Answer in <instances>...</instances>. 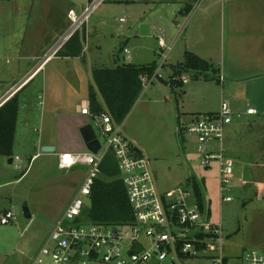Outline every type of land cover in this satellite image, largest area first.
<instances>
[{
  "label": "rangeland",
  "instance_id": "374dc122",
  "mask_svg": "<svg viewBox=\"0 0 264 264\" xmlns=\"http://www.w3.org/2000/svg\"><path fill=\"white\" fill-rule=\"evenodd\" d=\"M182 7V2L109 0L103 3L90 16L86 26L91 53L86 57L89 60L93 56L95 64L107 68L153 61H157L159 67L163 51L158 46V38L162 36L168 45L178 38L166 65L158 72L162 79H157L148 88L143 87L123 121L125 134L150 160L161 194L186 188L192 179L202 185L213 220L223 222L227 255L237 256L248 251L264 255V80L235 82L238 78L230 76L221 81L224 83H218L216 80L220 76L210 71L205 74V80L182 76V80H187L184 88L174 89L170 85L174 73L172 66L178 65L179 59L183 60L184 42L195 28L192 22L197 15L195 10L189 17L180 15ZM54 8L52 0H0V95L21 81L13 82V74L8 71L16 72L13 68L17 61L9 58L10 62L6 64L5 57H14L24 43V50L32 54L37 42L50 35V29L45 27L53 26L58 15ZM16 10L19 14L14 13ZM142 25H150L152 32L142 35ZM184 26L186 29L183 30ZM204 33L205 38L208 35V39L219 44L224 42V34H227L219 25ZM18 42L24 43H19L18 47ZM122 48L131 52V62ZM38 78L41 74L36 80ZM189 85L192 86L187 89ZM33 90L29 87L20 95L23 99L28 98L27 93H33ZM221 98L228 100L233 110V121L226 128V143L235 164L234 200L222 205L218 164L212 162V170L206 171L201 164L195 136L183 132L195 117L216 111ZM249 108L255 109L257 114L247 115ZM37 111L41 113V108ZM39 130V125L32 127L35 138L39 137ZM96 133L106 149L107 140L98 128ZM13 160L10 164L8 158L0 157V214L11 211L16 216L11 224H0V264H31L81 187L80 178L90 169L60 171L53 158L31 160L20 149L14 151ZM24 207L29 208L30 219L24 216ZM184 263L207 264L200 261Z\"/></svg>",
  "mask_w": 264,
  "mask_h": 264
},
{
  "label": "built area",
  "instance_id": "2783aa9c",
  "mask_svg": "<svg viewBox=\"0 0 264 264\" xmlns=\"http://www.w3.org/2000/svg\"><path fill=\"white\" fill-rule=\"evenodd\" d=\"M106 1L79 0L80 9L69 12V29L40 60L27 78L28 81L17 84L0 100V108L28 85L41 71V66L60 52ZM177 40L168 45L162 36L158 38L163 59L152 77L141 76L143 87L148 88L157 79H162L158 72L166 65ZM124 53L131 62V52L125 48ZM44 104V94H41L39 105L42 107ZM246 113L257 114L253 108H249ZM81 114L92 116L90 102L82 108ZM95 118L101 121L99 131L107 140V148L103 149L98 136L101 148L97 154L87 151L58 155L57 167L60 171L68 172L76 166H85L90 170L62 219L31 264H185V261L264 264V255L257 251L227 255L223 222L213 220L211 205L206 202L205 196L204 204L201 205L192 186L188 185L161 194L150 160L144 151L142 155L136 152L138 145L125 134L123 123L115 122L106 109ZM232 121L231 105L223 99L218 112L195 117L183 130L195 136L201 164L206 171L212 170V162L218 164L221 205L234 200L232 184L235 164L228 154L226 143V128ZM110 152L114 153L117 160L119 178L125 185L134 217L129 223L121 225L95 224L84 215L95 181L100 176L101 165ZM15 159L20 160L19 157ZM15 220L16 216L11 211L0 214L2 225Z\"/></svg>",
  "mask_w": 264,
  "mask_h": 264
},
{
  "label": "crops",
  "instance_id": "0c3cea01",
  "mask_svg": "<svg viewBox=\"0 0 264 264\" xmlns=\"http://www.w3.org/2000/svg\"><path fill=\"white\" fill-rule=\"evenodd\" d=\"M135 1L146 3L182 2L183 7L180 9L179 14L185 17H189L194 10L196 11L197 15L192 22L195 28L188 35L187 41L184 42L182 50L184 52V54L182 52L183 60L179 59L178 65L172 66L174 73L176 72V67L181 66L185 61L186 53L190 52L212 64L213 68L218 70L217 74L220 76V83H224L221 82V78L225 81L230 76L238 78L235 82L264 80V0H199L196 3L191 0L176 2H167L165 0ZM52 2L56 6L54 10L58 12V15L54 19L53 26L50 24V27H45L50 29V35L43 39L42 42L39 40L38 44L36 43L37 45L34 47L32 54H28L24 50V46L26 45L24 42H18V47L19 43H24L22 44V49H19L14 57H5L7 58L6 64H9V58L17 61L16 66L13 68L16 72L11 69L8 70L13 74V82L21 80V83L27 80L37 64L40 63V60L59 42L64 33H66V30L69 29L71 24L69 12L79 10L81 4L79 0H52ZM187 4L193 6L192 10L188 14H183L182 11ZM14 13L19 14V10H16ZM46 13L45 10L43 14L45 15ZM2 14L4 13L2 12ZM39 22L41 23L40 17ZM87 25L88 22L77 32L78 40L75 38L71 42L70 39V42L68 41L60 52L41 66V71L29 81V86L19 92L21 106L17 122L14 151L20 149L26 152L31 160L43 157L53 158L57 164L59 154L87 152L89 150L81 136L80 129L86 125H92L95 131L97 128H100V119L81 114L82 108L90 102L89 89L92 85L88 58L86 57V54L90 53L88 38H86ZM218 25L222 26L224 31L227 32V34H224V42L220 44L208 39V35L205 38L204 33ZM146 26L149 30L148 34L151 33L153 28L150 25ZM184 29H186V26L183 27ZM82 35L84 42L81 41ZM124 49L122 48L121 50ZM76 53L77 55H75ZM94 60L92 56L91 64L93 71L95 69L107 68L103 64L96 63V65ZM153 62L157 63V61ZM151 63L135 65H149ZM119 65H116L114 68ZM40 74L41 78L36 80ZM173 75L171 80H175ZM188 75L194 74H182L185 78ZM191 86H187V89H190ZM29 87L34 89L33 93H27L28 98L23 99L20 93ZM217 88L219 89L218 86ZM9 89L2 92L0 100ZM222 93H224L223 90ZM41 94H44L45 98V104L42 107L37 103V99H39ZM222 100L223 98L220 99V102ZM38 106L41 108V113L37 111V109H40ZM219 109L220 104L216 111H207V114L216 113ZM21 122L22 128L19 126ZM36 125L40 126L38 138H35L31 131L32 127ZM44 146L54 147L55 151L43 153L41 148ZM75 168L87 167L76 166ZM75 168L68 172H72ZM86 177L87 175L81 177L79 182L83 184Z\"/></svg>",
  "mask_w": 264,
  "mask_h": 264
},
{
  "label": "trees",
  "instance_id": "16d2710c",
  "mask_svg": "<svg viewBox=\"0 0 264 264\" xmlns=\"http://www.w3.org/2000/svg\"><path fill=\"white\" fill-rule=\"evenodd\" d=\"M116 1L131 2L135 0ZM165 1L176 2L180 0ZM191 1L196 3L199 0ZM192 7L191 4H187L182 13H190ZM75 38L77 40L79 39L78 34L75 35ZM75 38H71L70 41L72 42ZM156 67V62H152L149 65L126 63L113 69L101 68L93 71L95 83L115 122L123 123L141 95L143 89L140 79L141 76L147 75L148 77H152ZM210 71H213L214 74L218 72L216 68H213L212 64L187 52L183 64L176 67V72L173 75V78L176 79L171 80L170 85L173 88H183L184 81L178 79L179 77L182 78L183 73H192L194 75L190 76L199 80L202 77L207 79L205 74ZM219 80H217L218 83H220ZM19 92L0 108V157H6L8 159L14 156L17 122L21 106ZM89 101L93 118L105 111L92 85L89 89ZM119 174L120 171L115 155L113 152H110L101 165L100 176L95 181L89 198V206L84 213L88 221L95 224L121 225L133 220V212L127 198V191L124 183L119 178ZM188 186H192L196 198L203 205L205 194L202 185L197 180L192 179L189 180Z\"/></svg>",
  "mask_w": 264,
  "mask_h": 264
},
{
  "label": "water",
  "instance_id": "95a60500",
  "mask_svg": "<svg viewBox=\"0 0 264 264\" xmlns=\"http://www.w3.org/2000/svg\"><path fill=\"white\" fill-rule=\"evenodd\" d=\"M148 27L146 25H143L141 26V34L142 35H147L148 34ZM82 41H83V35H82ZM84 42V41H83ZM88 63H89V74H90V80H91V83L94 87V89L96 90L104 108L108 111L107 109V106L101 96V93L95 83V80H94V74H93V69H92V64H91V59L88 60ZM80 133H81V136L84 140V142L86 143V146H87V149L89 151H91L92 153L94 154H97L101 148V143L98 139V135L94 129V127L92 125H86V126H83L81 129H80ZM136 152L139 154V155H142L143 154V150L141 147L139 146H136L135 148ZM41 151L43 153H51V152H54L55 151V148L54 147H51V146H44L41 148ZM9 163L12 164L13 163V158H10L9 159ZM23 213H24V216L28 219L31 218V214H30V211H29V208L28 207H24L23 209Z\"/></svg>",
  "mask_w": 264,
  "mask_h": 264
}]
</instances>
